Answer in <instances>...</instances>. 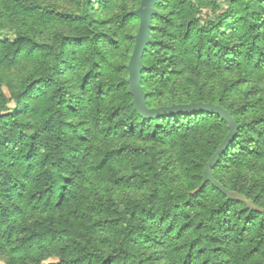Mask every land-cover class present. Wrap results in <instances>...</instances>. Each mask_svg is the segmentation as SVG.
<instances>
[{"label": "trees", "instance_id": "trees-1", "mask_svg": "<svg viewBox=\"0 0 264 264\" xmlns=\"http://www.w3.org/2000/svg\"><path fill=\"white\" fill-rule=\"evenodd\" d=\"M85 1L83 14H65L42 0H0V34L13 36L0 38V69L23 68L0 76V255L264 264V96L249 85L252 72L264 76V0H163L142 58L149 108L211 102L231 114L237 133L212 175L254 208L201 186L227 123L197 110L139 115L127 83L137 32L125 63L106 64L105 50L121 43ZM139 3L120 27L139 24L129 14ZM206 71L232 78L209 82ZM164 146L179 148V174L161 165Z\"/></svg>", "mask_w": 264, "mask_h": 264}, {"label": "water", "instance_id": "water-1", "mask_svg": "<svg viewBox=\"0 0 264 264\" xmlns=\"http://www.w3.org/2000/svg\"><path fill=\"white\" fill-rule=\"evenodd\" d=\"M162 1L163 0H140L138 8L129 12L130 15L137 17L139 20L138 30L134 37L132 54L127 65V83L129 86V93L132 96L131 104L137 111V113L144 118H153L158 115H167L171 113L192 112L195 110L205 111L218 115L223 121L227 123L229 131L222 143L218 145L215 153L206 163L203 170L201 186L206 183H210L223 194H225L228 199L242 201L249 207L254 208L251 203L246 200L245 197L236 192L225 189L212 175V169L214 165L218 162L219 157L228 147V145L236 135L238 129L236 122L227 110H225L220 105H216L211 102H198L190 103L187 105H172L170 107H160L156 109L149 108L146 104V93L141 83L142 72L145 70L142 58L147 46L153 43L150 35L153 27L152 18L154 15L158 14L155 6L160 4ZM260 211L264 212V209H261Z\"/></svg>", "mask_w": 264, "mask_h": 264}, {"label": "rangeland", "instance_id": "rangeland-1", "mask_svg": "<svg viewBox=\"0 0 264 264\" xmlns=\"http://www.w3.org/2000/svg\"><path fill=\"white\" fill-rule=\"evenodd\" d=\"M45 5L50 8H53L61 13H73V14H83L84 11V4L85 0H42ZM138 0H113L111 1L105 8L100 6L99 0H94L92 4L89 6L96 12V15L103 19L109 20L107 25L111 28V30L115 31L117 38L119 39L121 46L117 50H112L113 56H110L111 49H106L103 56L106 58V64L109 57V61L117 62L124 64L126 61V57L130 51V44L131 41L129 40L138 30V24L136 20L130 21L125 27H120V18L123 12L131 7L136 6ZM206 13V10L203 11ZM9 38L13 39V36L9 34L2 33L0 34V38ZM23 71L22 66L18 69L3 71L0 69V76L6 75L8 77L15 76L17 74H21ZM203 76L208 79L209 82L214 83H224L225 81L232 78V76L225 75H211L209 71L203 73ZM251 84L254 87H257L259 94L264 96V76L260 74H256L252 72L250 75ZM3 91L8 95L9 92L6 86L2 85ZM183 92V91H182ZM264 99V98H263ZM9 108L14 107V102L10 101L8 104ZM162 156H161V165L164 168L167 166L169 169L173 171L174 174H179L182 172V165L179 159V148L178 147H171V146H164L161 148ZM256 172H260V166L254 169ZM58 259L51 257L41 264H56ZM0 264H11L10 257L8 254H1L0 255Z\"/></svg>", "mask_w": 264, "mask_h": 264}]
</instances>
